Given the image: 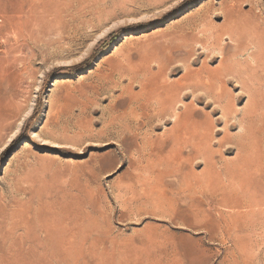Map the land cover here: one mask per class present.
Listing matches in <instances>:
<instances>
[{
    "label": "rangeland",
    "instance_id": "1",
    "mask_svg": "<svg viewBox=\"0 0 264 264\" xmlns=\"http://www.w3.org/2000/svg\"><path fill=\"white\" fill-rule=\"evenodd\" d=\"M30 1L65 0H0V264H264L263 216L227 233L218 216L228 209L191 188L203 162L143 147L170 117L107 126L133 109L129 89L165 80L176 113L213 126L221 166L239 173L248 128L249 160L263 169L264 0H82L60 23L27 16ZM210 83L216 95L225 85L236 113L221 115ZM54 216L78 226L76 257L46 256Z\"/></svg>",
    "mask_w": 264,
    "mask_h": 264
},
{
    "label": "bare ground",
    "instance_id": "2",
    "mask_svg": "<svg viewBox=\"0 0 264 264\" xmlns=\"http://www.w3.org/2000/svg\"><path fill=\"white\" fill-rule=\"evenodd\" d=\"M81 2L82 0H65L59 7H52L44 2L36 3L30 1L26 4L27 16L39 14L41 17H44L46 21L60 23L63 18L71 13ZM20 12H23L22 8H20ZM35 25L37 24L35 23ZM226 65H224L223 68ZM153 78L146 84H141L137 94L132 93L129 89L132 97L129 98L128 105L131 104L133 109L120 117H111L107 126L111 129L117 128L122 129L124 132H128L131 125H136L139 128L142 124V118L147 121L152 118L162 121L166 117H170L172 126L169 127L156 142L151 139L144 140L143 147L147 146L148 149L155 148L161 152L165 146L170 144L173 145V147L175 146L174 157L177 159H200L203 162L204 167L202 173L198 175L193 174L190 177L189 182L191 188L198 190L204 198H207L215 212L218 211L219 207L228 209L227 215L223 216V212H221V215L218 216V220L224 225L227 233L231 231L236 232L239 228L244 227L243 224L245 220L249 221L248 224L252 222V227L257 226L260 223L258 217L263 216L264 218V168L257 169L254 162L249 160L252 154L249 150V145L245 142L248 139L250 130L247 128L246 135L243 136L242 142L235 146L238 153L234 161L238 164L237 170H239V173L233 174L226 165H220L223 163L221 161V155L217 160L214 158L217 152L213 150L210 143L212 134H210V130L213 126L210 124L208 127L206 123L194 120L190 112L176 113L178 99L177 88L165 80L158 81ZM214 87V83L208 84L207 91L213 96V102L219 105L218 109L221 115L228 116L232 113H236L233 109L232 100L228 98L229 96L227 90H225V85L221 84L220 87L225 91L221 88L223 91L218 95L213 92ZM224 97L226 101L223 100ZM125 104L126 103H123L122 105ZM254 108L255 106L250 104L246 110L241 112V116L239 115L240 118L236 119V124L240 126V128L243 127L246 119H250L254 116L252 114L255 113ZM226 136L227 134H225V138ZM133 137L134 135H132V138ZM171 154L172 152L168 155L170 156ZM184 154H186V157H184ZM258 162L259 161H257V163ZM252 167H254L253 170ZM179 168L180 166H177L174 170L169 172L179 176L181 175ZM243 168H245L244 172H242ZM251 171H254L257 176L249 179L247 176ZM258 172L262 175L258 174ZM184 182H186V180ZM53 218L56 219L53 225L47 223L43 226L46 246L45 254L50 260L62 261L66 257L74 256L80 251L81 232H79V228L75 222H70L68 220L60 221L56 216Z\"/></svg>",
    "mask_w": 264,
    "mask_h": 264
}]
</instances>
